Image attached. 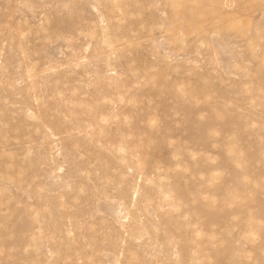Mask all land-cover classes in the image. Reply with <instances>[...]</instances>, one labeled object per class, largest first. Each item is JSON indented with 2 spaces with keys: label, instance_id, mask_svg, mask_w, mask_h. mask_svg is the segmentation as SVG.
Here are the masks:
<instances>
[{
  "label": "rangeland",
  "instance_id": "1",
  "mask_svg": "<svg viewBox=\"0 0 264 264\" xmlns=\"http://www.w3.org/2000/svg\"><path fill=\"white\" fill-rule=\"evenodd\" d=\"M0 264H264V0H0Z\"/></svg>",
  "mask_w": 264,
  "mask_h": 264
}]
</instances>
